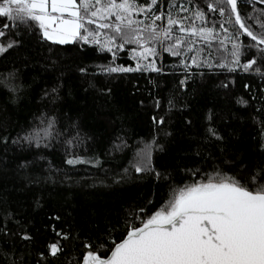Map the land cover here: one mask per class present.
Returning a JSON list of instances; mask_svg holds the SVG:
<instances>
[{
  "label": "trees",
  "instance_id": "trees-1",
  "mask_svg": "<svg viewBox=\"0 0 264 264\" xmlns=\"http://www.w3.org/2000/svg\"><path fill=\"white\" fill-rule=\"evenodd\" d=\"M210 3L219 6L158 0L147 18L133 16L149 24L171 12L185 27L214 28L210 42L189 37L193 50L181 56L155 44L158 55L140 62L155 60L160 72L106 70L136 67L135 44L113 48L114 57L91 43H53L38 26L0 17V26L13 25L2 29L3 43L16 41L0 55V264H80L92 250L86 244L111 248L173 189L217 173L250 188L254 176L264 184V46L227 23L232 38L224 40L226 17ZM238 10L264 36V6L238 0ZM156 24L166 27V18ZM174 35L184 34L177 27ZM233 43L241 65L256 60L248 71L231 63Z\"/></svg>",
  "mask_w": 264,
  "mask_h": 264
},
{
  "label": "snow or ice",
  "instance_id": "snow-or-ice-1",
  "mask_svg": "<svg viewBox=\"0 0 264 264\" xmlns=\"http://www.w3.org/2000/svg\"><path fill=\"white\" fill-rule=\"evenodd\" d=\"M216 3L219 6L210 3L207 7L226 17L220 24L226 33L224 40L232 38L224 26L227 23L239 26L236 35L243 34L264 45V36H257L238 11V0H216ZM157 5L158 0L143 5L138 0H0V17L17 27L38 26L45 39L57 44L82 41L108 52H113V48L122 51L127 44L137 45L140 50L133 56L136 67H109L106 69L109 72H160L162 66L157 67L155 60L140 62L158 55L155 44L159 43L163 51L173 56H181L182 48L186 52L193 50L194 41L189 37H200L205 42L216 38L214 28L185 27L183 19L173 17L171 12L166 17L164 13L153 14L149 24L133 19L134 15L152 12ZM180 11L187 9L180 6ZM194 15L205 20L203 11L197 10ZM165 18L166 27L156 24ZM12 26H0V55L16 43L8 40L5 45L2 39L8 35L2 29ZM177 27L184 35H174ZM232 49V64L245 71L256 64L253 59L241 65V45L233 43ZM192 63L199 66L195 57ZM149 155L146 147L144 165ZM145 170V166L136 167L137 172ZM252 181L250 188L236 178L217 173L206 181L173 189L164 207L143 220L142 226L130 227L120 242L113 240L111 248L106 249L103 244L93 248L86 244L92 250L86 252L82 264H264V184L256 182L255 176ZM50 251L56 255L61 249L54 243Z\"/></svg>",
  "mask_w": 264,
  "mask_h": 264
},
{
  "label": "water",
  "instance_id": "water-1",
  "mask_svg": "<svg viewBox=\"0 0 264 264\" xmlns=\"http://www.w3.org/2000/svg\"><path fill=\"white\" fill-rule=\"evenodd\" d=\"M252 1H255V2H257V3H259V4H261V5H263L264 6V0H252ZM237 8H238V3H237ZM239 11V10H238ZM264 46V45H263ZM140 226H142V224H140L139 225V227ZM125 238V237H124ZM80 264H82V262L80 263Z\"/></svg>",
  "mask_w": 264,
  "mask_h": 264
}]
</instances>
